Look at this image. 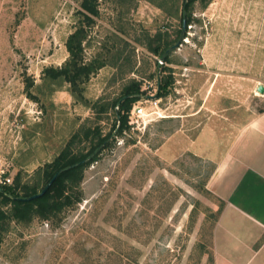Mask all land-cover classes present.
I'll return each instance as SVG.
<instances>
[{
	"label": "rangeland",
	"instance_id": "obj_1",
	"mask_svg": "<svg viewBox=\"0 0 264 264\" xmlns=\"http://www.w3.org/2000/svg\"><path fill=\"white\" fill-rule=\"evenodd\" d=\"M81 2L0 0V180H11L3 189L14 195L19 177L41 191L44 165L73 135L115 134L114 104L132 81L154 114L85 169L71 187L81 201L61 213L20 221L0 198V264H215L222 202L207 182L240 127L264 110V0L198 1L181 41L184 0H99L85 58L106 66L85 85L87 104L43 75L67 60ZM171 41L161 65L154 49ZM26 78L39 102L27 97ZM165 82L169 94L157 97ZM204 127L216 133L214 150L211 139L197 142Z\"/></svg>",
	"mask_w": 264,
	"mask_h": 264
},
{
	"label": "trees",
	"instance_id": "obj_2",
	"mask_svg": "<svg viewBox=\"0 0 264 264\" xmlns=\"http://www.w3.org/2000/svg\"><path fill=\"white\" fill-rule=\"evenodd\" d=\"M198 1L205 2L206 0H184L181 16L183 29L180 30L179 41L187 37L188 27L195 21L193 18V7ZM79 15L78 26L66 40L67 60L60 67L46 68L43 75L45 79L52 82L63 81L69 84L72 95L78 101L87 104L88 100L84 95L85 85L95 74L106 66L105 60L99 57L90 61H86L85 58L89 30L95 25V18L100 15L99 0H82ZM172 43L173 41L166 42L163 46H158L154 49L156 53L160 54L165 65L170 62ZM162 67L164 71L169 70L167 66ZM168 85L169 82H165L164 85L160 83L157 97H163L169 94V91L166 90ZM33 88L34 81L31 78H26L25 91L27 97L35 102H39V98L32 92ZM144 94L145 92L141 90V85L136 81H132L125 86L121 97L114 104L115 107H119V111L116 113L118 119L114 125L115 134L112 132L103 134L99 129H89L83 132L84 134L79 132L73 135L58 156L53 161L44 165V186L41 191H38L35 186L22 184L20 178L16 177L14 185L9 187L11 193H14V195L8 194L3 189V186L7 184L0 185L1 203L4 206L11 207V213L14 218L20 221H26L34 214L41 218L49 219L52 215L61 213L65 208L72 206L75 202H80L81 199H76V193L72 191L73 189L71 187L81 183L85 169L92 163L98 161L101 154L107 148L111 147L112 141L131 130V126L129 125L131 111L141 101ZM83 140L89 144L88 150L86 152H75L73 150L75 141L81 142ZM56 175L55 181L43 196L33 200H27L42 192ZM221 209L222 207L218 212L215 224L219 218ZM5 217V214L0 212V222ZM211 236L213 248V229ZM263 242L264 239L258 243L257 247Z\"/></svg>",
	"mask_w": 264,
	"mask_h": 264
},
{
	"label": "crops",
	"instance_id": "obj_3",
	"mask_svg": "<svg viewBox=\"0 0 264 264\" xmlns=\"http://www.w3.org/2000/svg\"><path fill=\"white\" fill-rule=\"evenodd\" d=\"M205 139L214 150V130L202 128L197 142ZM207 187L222 202L213 228L215 264H264V242L257 247L264 239V110L217 157Z\"/></svg>",
	"mask_w": 264,
	"mask_h": 264
},
{
	"label": "built area",
	"instance_id": "obj_4",
	"mask_svg": "<svg viewBox=\"0 0 264 264\" xmlns=\"http://www.w3.org/2000/svg\"><path fill=\"white\" fill-rule=\"evenodd\" d=\"M160 64L161 65L164 64L163 60H160ZM150 104L151 106H155L156 108H158L159 100L155 99V101L150 102ZM151 114H154V112L153 111L148 112L143 107V103L140 101L138 102V104L134 106V108L131 111L129 125L131 126L132 129L136 127L138 128L142 123H145L146 117H149ZM10 182H11L10 179H6L4 181L0 180V185L8 184Z\"/></svg>",
	"mask_w": 264,
	"mask_h": 264
},
{
	"label": "water",
	"instance_id": "obj_5",
	"mask_svg": "<svg viewBox=\"0 0 264 264\" xmlns=\"http://www.w3.org/2000/svg\"><path fill=\"white\" fill-rule=\"evenodd\" d=\"M263 89H264L263 87L260 88L261 91H263ZM56 177H57V175L48 183V185L42 190V192H40L39 194L28 198L27 200H33V199H36V198H38L40 196H43L49 190V188L51 187V185L55 181Z\"/></svg>",
	"mask_w": 264,
	"mask_h": 264
}]
</instances>
